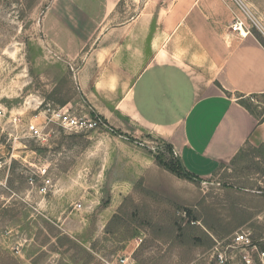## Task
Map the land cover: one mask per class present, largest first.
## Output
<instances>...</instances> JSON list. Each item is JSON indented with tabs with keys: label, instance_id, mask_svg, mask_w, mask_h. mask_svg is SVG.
Instances as JSON below:
<instances>
[{
	"label": "rangeland",
	"instance_id": "rangeland-1",
	"mask_svg": "<svg viewBox=\"0 0 264 264\" xmlns=\"http://www.w3.org/2000/svg\"><path fill=\"white\" fill-rule=\"evenodd\" d=\"M51 2L0 0V264H110L138 237L145 238L138 264H206L215 239L242 230L263 238L260 150L247 145L199 182L160 166L126 182L111 172L104 127L70 133L48 124V108L91 116L75 84L78 61L47 38ZM243 2L241 18L264 42V0ZM247 100L264 120V95ZM30 123L48 124L46 140L31 136ZM151 146L172 158L163 143Z\"/></svg>",
	"mask_w": 264,
	"mask_h": 264
},
{
	"label": "crops",
	"instance_id": "crops-1",
	"mask_svg": "<svg viewBox=\"0 0 264 264\" xmlns=\"http://www.w3.org/2000/svg\"><path fill=\"white\" fill-rule=\"evenodd\" d=\"M238 9L228 0H52L47 38L78 61L75 84L105 124L115 180L157 171L155 141L200 179L247 145L264 146V122L239 102L264 95V47L232 32Z\"/></svg>",
	"mask_w": 264,
	"mask_h": 264
},
{
	"label": "built area",
	"instance_id": "built-area-1",
	"mask_svg": "<svg viewBox=\"0 0 264 264\" xmlns=\"http://www.w3.org/2000/svg\"><path fill=\"white\" fill-rule=\"evenodd\" d=\"M228 1L234 3L240 10L246 11V5L243 0ZM231 30L232 32L238 33L242 38L250 35L245 21L238 14L234 15ZM45 114L48 116V124H57L70 133H85L105 127L103 120L99 117L94 118L89 115L77 116L66 108H48L45 109ZM2 115L3 112L0 110V116ZM47 125L39 127L37 124L30 123L28 125V131L32 137L46 140L48 134L44 133V129ZM214 241L206 264H264V237L256 240L254 233L250 230H242L230 238L224 240L215 239ZM144 243L145 238L143 237L134 239L131 243L133 247L132 251L128 254L118 256L110 264H138L135 259V254ZM191 264L204 263L199 259Z\"/></svg>",
	"mask_w": 264,
	"mask_h": 264
},
{
	"label": "trees",
	"instance_id": "trees-1",
	"mask_svg": "<svg viewBox=\"0 0 264 264\" xmlns=\"http://www.w3.org/2000/svg\"><path fill=\"white\" fill-rule=\"evenodd\" d=\"M257 40L261 43V45L264 47V42H262V40L260 38H258L257 36ZM255 96H259V95H255ZM255 96H251L249 98H242L241 100H239L240 104L249 112L251 113L253 116L256 117V115L254 114V111H253V106L251 104H249L248 100L247 99H250V100H254V97ZM92 117H98L96 116L95 114H91ZM257 118V117H256ZM260 123L264 122V120H259ZM116 134L118 135H121L119 132H116ZM164 147H166V149H168L169 153L171 154V159H167L165 156H163L162 154H159L156 156V161H157V164L164 168L165 170L175 174L176 176L180 177V178H183V179H187L189 181H193V182H199L201 181L200 178H198L197 176L189 173L183 163L181 162V160L175 156L174 154V151H173V148L168 145V144H164ZM250 148L254 151H257L259 153V150L261 151L256 157H262L263 159V162H264V146H260V147H253V146H250ZM243 151V150H242ZM241 151V152H242ZM240 152V153H241ZM239 153V154H240ZM238 154V155H239ZM237 155V156H238ZM263 155V156H262ZM236 156V157H237ZM187 214L189 216H191V211L190 210H187Z\"/></svg>",
	"mask_w": 264,
	"mask_h": 264
}]
</instances>
